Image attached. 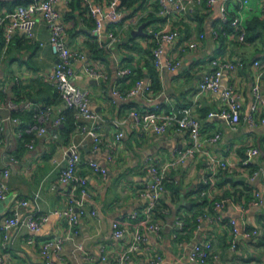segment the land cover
<instances>
[{
	"label": "crops",
	"instance_id": "obj_1",
	"mask_svg": "<svg viewBox=\"0 0 264 264\" xmlns=\"http://www.w3.org/2000/svg\"><path fill=\"white\" fill-rule=\"evenodd\" d=\"M107 3L108 0H67L55 4L64 25L67 45L85 53L107 74L105 80L96 81L84 74L76 79L78 85L90 90V106L101 117L98 125L102 140L96 150L89 137L81 138L75 134V128L71 132L65 130V118L56 126L51 123L65 106L48 80L57 55L48 42L49 28L40 14L36 15L33 37L15 33L3 53L0 44V90L3 92L0 107L9 108L11 102V111L38 110L45 106L52 109L50 119L45 122L33 116L31 123H26L27 130L33 134L26 141L21 139L18 128L22 122L20 118L11 117V111L6 119L0 116V167H10L4 179L7 196L0 199V221L10 214L19 200L33 194H37L38 212L50 214L38 232L32 233L25 225L12 229L5 247H2L3 232L0 231V255L6 264H45L40 244L52 235L72 232L66 221L52 212L64 207L68 196H76V192H71L59 181V172L66 164L64 148L70 141H80L78 171L87 177L88 187L84 213L74 227L76 232L70 233L62 250L52 253L50 260L53 264H112L131 239L130 232L113 237L112 223L119 221L132 229L139 218H144L147 200L141 191L147 182V163L163 166L189 143L186 131L169 128L159 134L140 133L130 120H126L121 126L123 137L111 151L107 144L119 131L112 120L125 117L132 108L170 110L191 106L200 121L201 136L208 137L217 131L221 136L216 142L207 144L195 158L168 169L167 191L160 199L159 208L150 214V219L159 222L161 229L158 233L144 232L145 240L131 254L128 264H150L156 255L162 258L160 264H264V200L261 204L254 202L255 191L264 197V122L260 121L264 117V104H257V124L249 125L244 120L255 100L254 89L264 95V73L261 72L264 66V14L261 9L264 0H247L242 8L245 29L242 42L237 40L239 29L231 26L225 30L220 16L222 4L227 18L232 19L239 7L238 1L220 0L208 6L203 0L193 12L180 16L172 8L167 15L159 14L157 0H137L130 8H119L120 23H104L103 31H113L118 41L109 43L105 37V42L95 47L97 41L92 32L89 7L92 4L106 7ZM8 11L7 6L0 7V15ZM141 23L145 24V34L132 36L131 30ZM163 27L179 34L175 42L164 44L163 58L177 59L179 64L173 70L157 71L160 87L156 91L143 90L125 98L113 94L112 90L126 94L135 84L133 76H117L119 67H132L142 76L140 79L149 81L150 70L155 68L151 62L154 43L150 31ZM190 41L197 42L195 48L187 47ZM96 48L98 52L93 54ZM212 58L242 62L240 67L225 69L222 75V84L234 89L241 104V120L236 127H231L219 116V92L197 91L198 81L210 70ZM80 64L79 61L73 63L78 73H81ZM19 84L27 86L21 99H17L13 88ZM13 118L18 120L13 121ZM40 126L45 127L42 134L38 132ZM250 147L258 149L256 156H249ZM209 157L231 165L221 170L209 163ZM89 159L107 169L104 179L88 168L86 161ZM243 160H249V164L240 165ZM220 172L224 173V178L219 176ZM209 176V185L198 191L197 185ZM216 201L221 202L219 208H215ZM134 213L138 219L133 218ZM231 218L236 220L241 231L236 236L229 232ZM179 219L185 222L183 229L176 227ZM254 229L256 234L247 235ZM30 237L32 242H29ZM205 241L211 244L207 259L203 263L191 261L189 249ZM76 244L82 246L81 251L74 250ZM102 247L104 260L101 259Z\"/></svg>",
	"mask_w": 264,
	"mask_h": 264
},
{
	"label": "built area",
	"instance_id": "obj_2",
	"mask_svg": "<svg viewBox=\"0 0 264 264\" xmlns=\"http://www.w3.org/2000/svg\"><path fill=\"white\" fill-rule=\"evenodd\" d=\"M67 0H30L27 4H18L12 11L6 12L4 15H0V25L2 30L0 32V44H2V53L7 49L11 43L15 33L19 32L27 38L33 37V30L36 23V15L40 14L44 22L49 28V44L53 51L57 55V61L53 67L52 73L49 74L48 80L55 88L58 98L65 106V108L73 109V117L75 124V134L80 135L81 138L89 137L92 141L93 150L98 148L99 143L102 140V133L99 130L98 121L101 119L99 114L95 112L90 106V90L86 87H81L77 84L76 79L82 74L90 79L105 80L107 74L105 70L98 64H95L89 57L83 52L72 50L66 43V37L64 34V25L60 21V13L55 9V4L59 2H65ZM203 0H157L158 13L161 15H167L169 8L180 15H186L194 11L197 5ZM208 6H213L220 0H204ZM240 2L236 15L231 19L230 26L238 28L237 40L239 42L244 41L245 29L242 23L241 11L247 4V0H235ZM120 0H108L107 6L103 7L101 4H92L89 7V14L93 20L92 32L98 45H102L108 39V42L118 41L117 35L113 31H103L105 22L111 24H118L122 20V14L118 7ZM262 12L264 14V3L262 4ZM220 16L222 21H226L227 13L224 5H220ZM217 34V33H216ZM178 32L174 29H168L166 27L150 31V39L154 43L151 55L152 61L158 72L164 70H173L178 64L177 59H164L163 58V46L167 43H173L178 39ZM197 45L196 41H190L187 43V47L192 49ZM79 61L81 73H78L73 63ZM210 70L205 72L197 84L198 93L205 91L219 92L221 107L219 110V116L226 120L231 127H236L241 120V104L236 97L234 89L229 85L222 84V75L225 69H235L240 67L242 62L239 60L226 61L218 58H212L210 60ZM131 68L128 66L119 67L116 71L119 78H123L131 73ZM261 72L264 73V66L261 67ZM150 83L148 80L138 79L135 81L134 87L131 88L126 94H122L116 90H112L113 94L119 98H125L133 96L143 90H149ZM254 103L251 108V112L244 116V120L249 125L257 124L256 110L257 104H264V95H262L258 89H254ZM10 109L13 108L12 103H8ZM52 109L49 106L40 108L34 114L35 118L45 122L46 119H50ZM64 115L61 111L51 120L52 125L56 126L64 120ZM17 118H13V121H17ZM126 120H130L134 126H136L140 133H163L169 128H175L177 131H186L189 136V143L186 147L174 156L169 162L163 166H158L154 163L148 162L146 166L147 182L141 191V195L147 200L144 208V218L138 219L137 214H133V218L138 219V223L132 229H129L126 225H122L119 221L112 223V236L115 238L121 237L126 232H130L131 239L126 249L120 251L112 264H128L130 256L133 252L140 248L141 242L145 240L144 232L158 233L161 229V225L157 221L150 219V214L156 208L159 200L167 191V171L170 167L184 163L189 159L196 157L198 153L203 151L207 144L216 142L221 133L215 132L211 136L202 137L200 133V121L193 114L191 106H183L176 109H148L138 110L132 108L128 111L125 117L116 118L112 120V124L119 129L114 135V139L107 145L112 151L121 138L123 137V131L121 126ZM261 122H264V117L260 118ZM88 122L89 124H86ZM45 131L44 126L38 128L39 133ZM20 135V134H19ZM82 142L70 141L63 150L64 158L66 161L65 166L60 169L59 181L67 185L71 192H76L75 195L68 196L66 205L61 208L55 209L52 214L58 218L64 219L72 232L75 233L76 225L79 221V216L84 213L85 199L88 196L87 177L82 175L78 171L79 163L81 162L80 147ZM28 146L33 147L30 142ZM250 157H254L258 154L256 147H250L248 149ZM111 158V155H108ZM14 161V158H10ZM209 163L215 164L219 169L225 170L230 166V163L224 160H218L214 157H209ZM242 166H247L249 160H243L239 163ZM86 165L90 170L98 173L101 178H105L107 169L101 166L95 160L89 159L86 161ZM10 167H0V199L3 200L7 196V186L4 179L9 175ZM210 176L204 179V183L209 185ZM255 203L261 204L264 197L259 191L254 192ZM37 194H33L29 198H22L14 205L10 214L3 217L0 221V231L3 232L2 247H5L10 237V231L21 225H25L32 233L38 232L43 224L49 219L50 214L39 213L36 201ZM221 206L220 201L215 202V208ZM92 213H94L92 211ZM229 232L231 236L238 235L241 231L235 219H229ZM184 225L183 219L176 221V227L181 229ZM256 230H252L247 233L251 236L256 234ZM52 235L45 239L40 244V252L45 256V264H53L50 260V255L58 254L62 248L64 242L71 237V235ZM33 238H29V242H32ZM211 244L208 241L195 243L188 251V258L191 261L203 263L209 256ZM74 250H82L80 244H76ZM101 259H106L104 254V248H101ZM162 258L158 255L154 256L150 260V264H160ZM0 264H6L3 256L0 255Z\"/></svg>",
	"mask_w": 264,
	"mask_h": 264
},
{
	"label": "trees",
	"instance_id": "obj_3",
	"mask_svg": "<svg viewBox=\"0 0 264 264\" xmlns=\"http://www.w3.org/2000/svg\"><path fill=\"white\" fill-rule=\"evenodd\" d=\"M30 0H0V7L2 6H7L8 9L10 11H12L15 6H17L18 4H27ZM79 1V0H78ZM137 0H120L119 2V5L118 7H125V8H130ZM13 8V9H12ZM157 8V6H156ZM9 12V11H8ZM230 21L231 19L228 18L226 21H223V28L225 30H229L231 29V26H230ZM93 22V20H92ZM250 27V26H249ZM248 28V27H247ZM1 32V30H0ZM95 47L98 46L97 42H95ZM98 52V49L96 48L95 50H93V54L97 53ZM151 62H152V56H151ZM152 65H153V62H152ZM154 67V66H153ZM131 68V73L127 76H125L126 78L128 76H133L134 79V82L138 79H140L142 76L139 74V73H136L132 67ZM158 72L155 68H151L150 70V73H149V83H150V87L149 89L152 90V91H156L157 89H159L160 87V84L158 82ZM123 77V78H125ZM14 90H15V93L17 95V99H21V93L23 90H25L27 88L26 85H15L13 86ZM3 95V92L0 90V97H2ZM16 99V100H17ZM15 100V101H16ZM37 110H25V111H21V110H15L13 109L11 111V117H17V118H20L22 122L19 123V131L21 133V139L23 141H26V140H30L32 138V133L31 131H28L27 128H29V125H27L26 123H31L32 119H33V116L34 114L36 113ZM62 114L64 115L65 117V120H64V128L65 130H67L68 132H71L74 130L75 128V124H74V117H73V109H70V108H65L64 110H62ZM221 178H224L225 175L224 173L220 172V175H219ZM208 184H205L204 182L203 183H199L197 185V189L198 191H201L202 189L206 188ZM173 190V189H172ZM175 191V190H174ZM160 202V200H159ZM159 202L156 206V209L159 208ZM153 210V211H154ZM184 221V220H183ZM185 226V222H184V225L183 227ZM183 227L181 229H183Z\"/></svg>",
	"mask_w": 264,
	"mask_h": 264
},
{
	"label": "water",
	"instance_id": "obj_4",
	"mask_svg": "<svg viewBox=\"0 0 264 264\" xmlns=\"http://www.w3.org/2000/svg\"><path fill=\"white\" fill-rule=\"evenodd\" d=\"M144 23H141L136 29L131 30V35L132 36H137V35H144L145 32L143 31ZM10 109L7 107H0V116L4 119L8 118L10 115Z\"/></svg>",
	"mask_w": 264,
	"mask_h": 264
}]
</instances>
